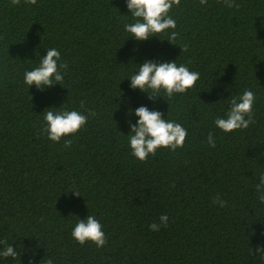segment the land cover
Wrapping results in <instances>:
<instances>
[{"label": "trees", "instance_id": "trees-1", "mask_svg": "<svg viewBox=\"0 0 264 264\" xmlns=\"http://www.w3.org/2000/svg\"><path fill=\"white\" fill-rule=\"evenodd\" d=\"M168 15L176 28L137 40L125 31L134 22L127 0H0V252L18 253L0 264H264V0H181ZM50 48L62 81L27 85L24 73ZM145 61H176L200 77L185 93L150 95L131 87ZM246 89L254 122L217 128ZM141 106L181 124L184 146L133 156ZM51 109L87 123L53 142ZM89 215L102 247L72 236Z\"/></svg>", "mask_w": 264, "mask_h": 264}, {"label": "clouds", "instance_id": "clouds-1", "mask_svg": "<svg viewBox=\"0 0 264 264\" xmlns=\"http://www.w3.org/2000/svg\"><path fill=\"white\" fill-rule=\"evenodd\" d=\"M13 5H19L21 0H11ZM181 0H127V7L130 10L134 22L125 24V31L134 36L137 40H146L151 34H158L168 28H176V21L168 15L172 5H180ZM25 3L35 5L37 0H25ZM201 4H206L207 0H200ZM229 8L233 3L227 4ZM236 8L240 5L236 4ZM177 33L173 32L171 38L176 39ZM185 47V51H186ZM60 52L56 48H50L47 55L42 57L38 67L24 73V82L27 85L35 84L37 88L50 86L55 81H62L63 77L58 72L57 61ZM67 67V65H62ZM200 73L190 71L183 64L178 65L176 61L155 63L145 61L139 66L138 71L130 76L131 87L149 91L150 95L158 94L163 90L168 97L174 93H185L189 88L195 86ZM255 94L252 90H244L239 96H234L230 100L231 107L225 116L215 119V126L224 132H232L238 129H247L254 122L253 104ZM83 106V101L81 102ZM135 115L139 117L136 124L132 125V132L129 137L132 155L141 161L147 159L148 154L153 156L156 149L160 147L171 148L175 151L178 147H183L187 136V130L175 121L162 118L160 111L149 110L146 106L133 109ZM247 117V118H246ZM47 122L48 138L53 142H59L63 136L75 134L86 123L87 117L78 111H62L56 114L54 109L47 110L44 115ZM71 140L64 142V147H70ZM208 144L215 147V140L212 135L208 136ZM261 184H264V174L260 175ZM259 190L261 185H256ZM260 200L264 202V193L260 195ZM220 203L221 207L227 206L225 200H213V204ZM164 226H167L169 217L164 214L160 217ZM154 231L160 230V225L155 223L150 225ZM72 236L81 245L87 241H92L96 246L102 247L107 243L102 225L94 215H89L86 220L80 219L72 230ZM256 251L264 254V247H258ZM16 249L7 245L0 256L4 258L16 257ZM46 264H53L48 259Z\"/></svg>", "mask_w": 264, "mask_h": 264}]
</instances>
